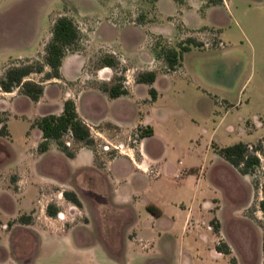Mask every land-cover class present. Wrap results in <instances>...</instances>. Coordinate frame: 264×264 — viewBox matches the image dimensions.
Masks as SVG:
<instances>
[{
  "label": "rangeland",
  "instance_id": "1",
  "mask_svg": "<svg viewBox=\"0 0 264 264\" xmlns=\"http://www.w3.org/2000/svg\"><path fill=\"white\" fill-rule=\"evenodd\" d=\"M162 2L173 15H157L155 4L146 0H0V76L7 66L44 62L52 25L61 15L76 22L81 37L75 48L85 50L90 73H96L104 55H114L119 66L113 69V78L123 77L126 87L127 76L133 80L139 71L164 69V60L155 57L148 61L150 52L155 56L153 50L158 44L173 46L187 39L170 40L157 33L178 29L182 21L207 28L190 36L203 46H192L184 53L182 65L169 75H161L156 83L161 97L157 106L166 119L159 118V109L151 116L156 138L165 141L166 153L164 161L154 164L146 174L154 183L140 191L146 203L133 207L139 222L133 227L119 223L105 232L93 223L91 216L92 221L87 224L83 212L64 196L68 190L54 182L66 176L65 165L53 154L41 156L35 147L33 124L27 117L30 113L18 116L14 109L7 110L10 137L0 135V261L264 264V212L260 208L264 197V153L257 152L261 165L256 172L243 175L217 151L218 147L239 142L255 147L262 141L264 147V0H208L205 5L199 0H185L183 4L177 0ZM213 5L216 6L208 8ZM102 22L111 23L121 32L123 27L140 23L152 22V26L150 32L142 30L141 36L134 39L124 32L122 52L116 54L113 43L104 47L91 44ZM21 23L28 29L19 38L15 31ZM21 40L38 45L27 55L17 57L27 46ZM32 77L41 80L43 75ZM9 97L0 90L1 110L10 107ZM141 129L129 136L117 129L101 136L95 132L99 159L133 152L138 157ZM105 145L109 149H104ZM119 145L123 147L116 149ZM174 171L182 176L180 183ZM47 203L58 208L56 216L49 218ZM87 210H91L88 205L84 208L86 216ZM147 213L157 217L164 214L171 224L146 228ZM120 216V222L134 220L128 214ZM60 219L69 221L65 231L76 225L74 239L43 236L37 247L34 227L26 225H58ZM212 221L219 222L220 228L235 241V253L219 258L209 253L211 243L207 241L216 235L208 230ZM15 225L18 228L14 232L10 229ZM133 236L137 239L133 240ZM219 242L226 243L223 239Z\"/></svg>",
  "mask_w": 264,
  "mask_h": 264
},
{
  "label": "crops",
  "instance_id": "2",
  "mask_svg": "<svg viewBox=\"0 0 264 264\" xmlns=\"http://www.w3.org/2000/svg\"><path fill=\"white\" fill-rule=\"evenodd\" d=\"M207 1L208 0H199V4L205 5ZM223 1L225 2V0ZM183 3H185V0L180 4ZM215 6L216 5L209 6L208 8L210 9ZM155 10L157 15L163 14L164 12L168 13L169 16L173 15L170 14V11L167 12V10H165L162 0H158L155 3ZM24 25L25 24L22 25V23L19 24V30L16 29L15 31L16 36L19 35V38L23 37L28 29L27 25ZM151 26L152 22L148 24L145 23L144 25L140 23L135 26L123 27L121 30H124L129 39H134L141 36L142 30H148ZM199 26V24H190L182 21L178 29H172L169 33L157 34L170 40H184L192 36L191 33L195 31L207 29L199 28ZM137 27L140 29H134ZM9 29L11 31V25ZM124 32L119 31L118 27L113 26L109 22H102L97 26L91 44L97 47H104L109 43H113V52L117 54V52H122V47L124 45L122 36ZM148 32L150 31L148 30ZM23 42L27 46L25 49H21L17 57H21L24 54L27 55L30 50L35 49L38 45L36 43H30L29 41ZM150 54L148 61L155 59V56H153L151 52ZM85 55V50L82 49L69 52L63 59L61 78L47 80L45 82L43 95L38 101H33L22 94L19 89H17V91L4 92L10 96L9 101L11 105L8 108L5 107L3 110L7 112V110L11 111L14 109L15 115L18 116H25L30 113L27 117L33 124L37 118L43 115L62 114L64 111V102L67 99H73L80 117L90 126L93 135L96 132L97 135L101 136L111 129H117L121 134L129 136L139 127L145 129L151 126L153 128L154 134L152 136L140 138L138 157L133 152L130 155H119L109 160L103 158L99 159L97 152H95L93 148L85 145L78 146L75 155L69 157L58 147L55 141L50 143L49 149L46 152L40 153L41 156L53 154L65 165L67 169L65 172L66 176L64 178L55 179L54 182L62 185L64 188L63 190L76 193L82 204V206H78L77 208L85 215L87 220L86 223L90 224L93 220V223H95L97 227L105 232H109L117 227L119 223H122V227H126L128 224L133 227L139 223L137 220L138 214L133 207H136L138 204L141 205V203H146L140 191L149 189L154 183V180L149 179L146 174L150 173V169L154 164L164 161V154L166 153L165 141L161 138H156V128L153 126L151 116L152 113L158 111L159 107L157 104L161 97L157 91V99L152 100L149 85L137 83L135 79L132 80L127 76L128 86L126 88L128 93L117 98H111L108 93L100 89L99 84L100 82L110 83L113 81V69L110 67L98 68L95 74L90 73L92 71L88 69L89 66H87V58ZM163 67V70L157 71V78L153 84L154 87L161 75L166 76L171 73L166 72L165 65ZM49 70L50 69H47V71ZM159 110V118L165 120L166 116L162 109ZM32 127L36 137L35 147L38 149V145L43 138V132L37 126L32 125ZM174 172L180 183V178H182V176L180 173ZM167 173L169 174V171ZM18 181L19 177L17 176L16 186L17 183H19ZM70 204L73 205L74 203ZM47 205L48 203L46 206ZM87 205L91 210L90 212L87 210L86 216L84 208H87ZM165 205L166 204L163 205V211L166 209ZM123 214L134 216V220H123V222H120L121 220H119L118 217H121L120 215ZM90 216L92 220L89 218ZM49 218H52V216H49ZM166 220L164 214L157 217L147 213L145 215L144 225L149 229L161 225L165 227L171 224V221L166 222ZM66 222L60 219L58 225L48 223L45 225L28 224L26 226L34 227L33 232H35L38 238V247L41 246L43 236L53 237L56 240L74 239L76 225L70 226L65 231L64 227ZM26 226L24 228H27ZM17 228L18 225H15V227L13 226L10 230L14 229L15 232ZM208 230L214 231L211 225ZM14 232H12V239L14 237ZM215 234L212 241H207L208 244L211 243L209 253L212 256L219 258L225 255V253L216 249V245L219 243L220 239H223L224 242L230 246L231 253H235V241L227 232L221 228L219 235L217 233ZM208 236L209 235H205V239H207ZM132 239L136 240L137 237L133 236ZM2 247L3 246L0 245L1 253ZM0 264H5V262L0 261ZM153 264L165 263L162 261H154Z\"/></svg>",
  "mask_w": 264,
  "mask_h": 264
},
{
  "label": "trees",
  "instance_id": "3",
  "mask_svg": "<svg viewBox=\"0 0 264 264\" xmlns=\"http://www.w3.org/2000/svg\"><path fill=\"white\" fill-rule=\"evenodd\" d=\"M148 3L155 4L158 0H146ZM213 2H223V0H211ZM182 3L183 0H177ZM52 37L46 45V55L44 62L29 63L28 61L22 64L7 66L4 73L0 76V90L4 92H12L16 89L32 99L38 101L43 95L45 82L53 78H61V66L64 57L76 50L75 46L81 37L80 30L76 22L67 15L59 16L52 25ZM155 47L153 53L156 58L162 59L165 62L166 72H173L182 65V59L185 52L189 51L192 46H203L202 43L193 37L187 38L183 42H179L173 46L160 45ZM46 66L50 67L49 71H45ZM111 67L118 68L119 62L114 55H104L101 58L98 68ZM97 68V69H98ZM33 74H42L41 80H36L32 77ZM157 78V71L144 70L136 74L135 80L137 83H144L150 86V95L152 100H156L158 92L153 86ZM110 83L101 82L100 89L108 93L111 98L128 93V90L123 85V77H115ZM9 117L6 111L0 109V135L9 136L8 129ZM33 126L39 127L43 132V138L38 145L40 153L46 152L49 149L50 143L55 141L58 147L69 157H73L78 146L85 145L93 148L97 152V142L92 134L91 128L80 117L76 103L73 99H67L64 102V111L60 115L46 114L37 118L33 122ZM139 129H141L139 127ZM154 130L151 126L141 129L140 138L152 136ZM70 137V139H65ZM264 141V140H263ZM71 142V144H68ZM263 142L261 141L255 147L249 143L239 142L234 145L218 147V153L232 166H234L241 174H254L257 168L261 165V158L257 154L258 151L264 153ZM264 194V183L262 185ZM64 196L77 206H81V201L73 191H64ZM260 208L264 212V197L260 201ZM155 210L153 207L149 208ZM48 214L56 216L58 208L53 205H48ZM156 211V210H155ZM159 214V211L156 213ZM214 231L219 235V222L212 221ZM216 249L225 254L231 253L230 247L223 242L216 245ZM264 251V243H263Z\"/></svg>",
  "mask_w": 264,
  "mask_h": 264
},
{
  "label": "built area",
  "instance_id": "4",
  "mask_svg": "<svg viewBox=\"0 0 264 264\" xmlns=\"http://www.w3.org/2000/svg\"><path fill=\"white\" fill-rule=\"evenodd\" d=\"M68 144H70V142H68ZM122 147H123V145L115 146L116 149L122 148ZM104 149H109V145H105L104 146ZM59 216H61V212H60V215Z\"/></svg>",
  "mask_w": 264,
  "mask_h": 264
},
{
  "label": "flooded vegetation",
  "instance_id": "5",
  "mask_svg": "<svg viewBox=\"0 0 264 264\" xmlns=\"http://www.w3.org/2000/svg\"><path fill=\"white\" fill-rule=\"evenodd\" d=\"M106 67H108V66H106ZM104 68V67H103ZM111 68V67H110ZM113 69V68H112ZM136 81V80H135ZM123 85H124V83H123ZM124 87L126 88V86L124 85Z\"/></svg>",
  "mask_w": 264,
  "mask_h": 264
}]
</instances>
